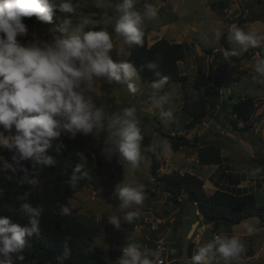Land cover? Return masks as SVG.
Here are the masks:
<instances>
[{
  "label": "clouds",
  "instance_id": "9594fccd",
  "mask_svg": "<svg viewBox=\"0 0 264 264\" xmlns=\"http://www.w3.org/2000/svg\"><path fill=\"white\" fill-rule=\"evenodd\" d=\"M136 2L94 0V7L113 13L100 21L77 15L80 5L75 0H0V150L11 153L9 159L0 156V175L9 181L19 176V183L28 186L18 196L19 207L8 206L10 212L26 218L28 224L21 226L12 222V216L0 215V264H22L25 249L34 234L40 232L43 208L33 206L30 197L41 185V171L55 166L56 160L48 153L54 145L60 152L62 144L58 141L62 133L74 138L77 134L89 136L106 131L108 142L102 154L131 170L141 163H150L158 148L173 155L172 145L166 139L159 145L143 146V122L136 105L110 111L103 99L105 93L98 87L104 81L108 85H122L129 93L136 94L143 86L140 72L147 69L156 77L149 84L153 109H164L173 103V93L165 91L168 77L161 74L160 58L140 69L125 58L129 55L127 49L143 46L145 21L158 17L156 6L145 3L141 10ZM31 17L44 25H51L54 19L59 23L50 28L49 38H41L35 32L30 33L24 22V18ZM101 23L104 27L97 30ZM110 23L125 46L117 52L123 57L118 62L110 55L115 48L113 35L107 28ZM214 35L219 40L224 35V26L217 27ZM29 36L30 39H25ZM227 39L237 47L221 49L225 61L259 47L264 42V33L232 24ZM254 57L252 79L264 85V56L255 53ZM161 115L174 119L171 107ZM238 142L254 155L255 150L245 140ZM23 161H31V168L25 167ZM262 173L264 167L257 166L248 174L258 177ZM87 175L82 165L77 164L67 183L75 189ZM147 197V187L135 180L123 179L115 184L113 198L118 200L117 207L124 215L110 214L107 223L117 230L122 222L131 224L140 217ZM60 214L69 216L72 209L67 204L61 205ZM259 223L258 218L249 217L236 227L251 235L259 230ZM68 239L56 264H64L71 256ZM246 251L240 233L221 232L201 243L187 264H236ZM120 253L118 264H164L160 250L139 242L126 243Z\"/></svg>",
  "mask_w": 264,
  "mask_h": 264
},
{
  "label": "rangeland",
  "instance_id": "374dc122",
  "mask_svg": "<svg viewBox=\"0 0 264 264\" xmlns=\"http://www.w3.org/2000/svg\"><path fill=\"white\" fill-rule=\"evenodd\" d=\"M221 1L137 0L136 2V7L141 10L145 3H151L158 8V17L145 21L144 32L148 46L164 39L171 43H184L187 47L185 59L178 65L180 74L187 78L186 83L182 85L170 82L166 85L168 88L165 91L173 93L172 105H166L164 109H153L149 99L152 93L149 87L151 82L141 81L143 86L136 94L129 93L122 85H108L104 81L99 82L98 87L104 91L103 99L110 111L131 104L136 105L137 115L143 122V146L159 145L164 139L169 141L161 133L191 141L196 139L195 147H181L171 156L160 149L162 165L159 175L172 171L191 174L204 182L203 190L206 195L212 194L215 189L226 191L240 189L244 192H252L257 204L264 206V173L258 177H251L248 174L254 167H264L261 163L264 161V85L252 79L254 54L260 53L264 56V42H261L259 47L250 48L247 53L236 56L244 57L241 61L235 62L231 59L225 61L221 52L223 36L216 40L214 35L216 28L223 25L224 35L228 36V27L232 24L246 30L255 28L264 33V0H228L226 7L220 6ZM75 2L80 5L77 15H88L100 21L105 15H113L107 9L104 14L99 15L84 12L86 6L94 5V0H75ZM57 23L59 21L55 19L51 25L41 24L35 19L25 22L30 33L35 32L41 38H49L50 28L55 27ZM98 26L104 27L103 23ZM107 27L113 31L111 23ZM112 35L115 48L110 55L118 62L123 57H119L117 52L125 46L114 31ZM30 38L29 36L25 39ZM227 43L230 50L237 47L228 39ZM127 51L129 52L130 49ZM202 75L215 78L219 97L213 99V90L207 87L200 91L193 88L194 81ZM212 100L217 105L210 110V106H206L207 115L202 119V123L189 130L184 128L191 115ZM222 104L224 107L221 106L222 110L217 112V106ZM169 107L174 112L172 120L161 115V112ZM224 108L228 111H224ZM233 113L236 116H232ZM240 123L244 125L242 128L237 126ZM245 128L246 130H243ZM66 139L72 141L79 150L80 165L83 171L88 173L89 181L86 187L76 192L64 205L67 204L71 209H75L81 216L91 217L93 223L99 226L100 232L94 238L91 249L103 253L108 264L118 261L121 255L120 249L126 243L135 241L148 246V243H155L156 235L173 232L181 225V236L177 234L175 240L189 242L185 238L191 224L189 220L184 219L200 222L201 218L195 215V210L193 211L195 207L185 201V196L180 198L183 201L182 209L166 204L167 196L156 186L148 163H141L137 169L131 170L122 167L115 158L106 159L101 151L108 142L106 131L89 136L77 134L74 138L62 133L58 143L63 145ZM239 139L245 140L246 145H250L255 150L254 155L249 154L247 146L239 144ZM205 145H213L220 149L222 158L220 165L197 164V148ZM10 154L7 150H0V156L5 157ZM123 179L144 184L148 189V197L140 209V217L131 224L122 222L121 228L117 230L107 223V217L110 214L124 215L117 207L118 200L113 198L114 185ZM171 217L175 218V221L169 224L168 218ZM164 220L166 221L162 223ZM259 221L261 222L260 219ZM203 225L207 226V230L200 234L199 240L195 237V243L199 242L200 245L221 232L229 235L240 233L241 238L246 242V252L251 250L253 255L241 259L236 264H264L263 222L257 225L259 230L251 235L243 233L236 227L237 225L231 228L222 226L216 231H213L210 225L205 223ZM160 246L165 247V245ZM169 259L170 256L167 257V261Z\"/></svg>",
  "mask_w": 264,
  "mask_h": 264
},
{
  "label": "trees",
  "instance_id": "16d2710c",
  "mask_svg": "<svg viewBox=\"0 0 264 264\" xmlns=\"http://www.w3.org/2000/svg\"><path fill=\"white\" fill-rule=\"evenodd\" d=\"M227 2L228 0H222L220 6L226 7ZM83 11L97 15L106 12L105 9L95 8L93 4L86 6ZM34 19L35 17L24 18V22ZM99 27L103 26H98L97 30ZM108 31L113 34L110 28ZM221 41L223 49L230 50L226 35H223ZM186 51L187 47L184 43H171L164 39L157 40L148 46L145 34L143 46L130 48L127 59L140 69L145 63L160 58V71L162 75L168 77V83L177 82L184 85L187 78L180 74L178 65L184 61ZM230 59L238 62L244 57ZM140 76L142 82H152L156 79L147 69L141 71ZM205 87L213 90V99L219 97V88L215 78L202 75L193 83V88L197 91ZM207 105L210 106V110L217 103L214 100L207 102L198 112L191 115L184 128L189 130L201 124L202 119L207 115ZM224 110L228 109L224 108ZM161 135L169 139L173 152H177L181 147H195L196 139L191 141L183 137L175 138L162 133ZM78 151L75 144L66 139L60 152L56 151L54 145L48 153L54 157L56 164L41 171V185L32 192L30 197L33 206L42 207L43 213L40 232L34 234L30 245L25 249L23 253L25 259L22 264H56V258L61 256L64 242L69 237L67 244L71 249V256L65 260L64 264H108L103 253L91 249L94 238L100 232L99 226L93 223L92 218L79 215L75 209H72V214L69 216L60 214L61 205H64L76 192L88 185V175L80 181L75 189H72L67 183L73 168L80 164ZM157 153V155L151 156L150 163H148L156 186L166 194V204L172 205L176 209H182L183 201L180 199L182 196H185V201L192 206L196 204L193 211H198L199 218H201L198 227L205 223L210 225L213 231H216L222 226L231 228L249 217L259 218L264 223V206L257 204L254 193L244 192L240 189H232V191L215 189L212 194L206 195L203 190L204 182L191 174L172 171L159 175L162 165L159 148ZM10 156L11 154L4 158L9 159ZM196 158L197 164L202 166H218L222 162L220 149L213 145L197 148ZM22 163L25 167L31 168V161ZM261 163L264 164V161ZM19 180V176L13 177L9 181L0 175V189H3V195H0V215L12 216V222L25 226L28 224L27 219L13 214L8 208L9 205L18 208L20 204L18 196L28 189V186L21 185ZM165 211L168 212L166 209ZM192 237L194 238L195 234ZM148 246L154 247L155 245L148 243ZM252 255V251L249 250L241 259Z\"/></svg>",
  "mask_w": 264,
  "mask_h": 264
},
{
  "label": "crops",
  "instance_id": "0c3cea01",
  "mask_svg": "<svg viewBox=\"0 0 264 264\" xmlns=\"http://www.w3.org/2000/svg\"><path fill=\"white\" fill-rule=\"evenodd\" d=\"M217 110H218L217 112H220L219 110H222L221 105L217 106ZM233 115L236 116V114L234 113L232 114V116ZM168 219H169V224H172L175 221V218H172V217ZM184 220L185 221L189 220L190 224L195 222V220H192V219H184ZM165 221L166 220L162 221V223ZM187 231L185 232V234H187ZM181 233H182V225L176 228V230L173 232H170V233L166 232L165 234H161V235L158 234L156 235V241L154 243L155 246L150 247V248H154V249L158 248V250H160L165 255L166 261H167V257L170 256V259L166 262V264H187V259L190 258L193 254H195V251L199 246V242L195 243L196 241L195 237L194 238L191 237L190 238L191 240L185 238L186 240H189V242L185 241L184 243L181 242V240H175L176 235L180 234L181 236ZM144 236H145V233H144ZM164 241H166V243H164ZM160 245H165V247H162ZM114 264H118V261L115 262Z\"/></svg>",
  "mask_w": 264,
  "mask_h": 264
},
{
  "label": "built area",
  "instance_id": "2783aa9c",
  "mask_svg": "<svg viewBox=\"0 0 264 264\" xmlns=\"http://www.w3.org/2000/svg\"><path fill=\"white\" fill-rule=\"evenodd\" d=\"M195 206H196V204H194V207ZM194 213H195L196 216H198V217L200 216L199 213H198V211H195ZM205 230H207V226L201 224L199 227L196 228V231L194 233L195 234V237H197V236L200 237V234H202L203 232H205ZM155 249H158V248H155ZM161 259L163 260L164 264H166L167 261H166L165 255L162 252H161Z\"/></svg>",
  "mask_w": 264,
  "mask_h": 264
},
{
  "label": "water",
  "instance_id": "95a60500",
  "mask_svg": "<svg viewBox=\"0 0 264 264\" xmlns=\"http://www.w3.org/2000/svg\"><path fill=\"white\" fill-rule=\"evenodd\" d=\"M199 222L195 221L194 223L191 224L190 230L187 234V239H190L192 237V235L195 233V230L198 226Z\"/></svg>",
  "mask_w": 264,
  "mask_h": 264
}]
</instances>
